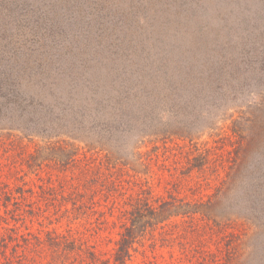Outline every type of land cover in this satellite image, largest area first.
I'll return each mask as SVG.
<instances>
[{
    "label": "rangeland",
    "instance_id": "rangeland-1",
    "mask_svg": "<svg viewBox=\"0 0 264 264\" xmlns=\"http://www.w3.org/2000/svg\"><path fill=\"white\" fill-rule=\"evenodd\" d=\"M1 81L0 184L37 192L25 199L37 213L47 208L42 187L83 192L107 177L123 194L105 231L23 207L21 217L5 213L13 207L0 198L1 264L13 250H25L24 264H91L82 242L113 263L124 202L143 188L200 214L137 239L128 264H264V0H0ZM119 89L140 99L133 118L154 119L166 135L133 140L115 163L49 132L68 107L82 114L90 98ZM69 153L75 165L60 160ZM51 231L77 237L73 251Z\"/></svg>",
    "mask_w": 264,
    "mask_h": 264
},
{
    "label": "trees",
    "instance_id": "trees-1",
    "mask_svg": "<svg viewBox=\"0 0 264 264\" xmlns=\"http://www.w3.org/2000/svg\"><path fill=\"white\" fill-rule=\"evenodd\" d=\"M1 83L7 86V81H1L0 88L3 87ZM116 91L115 93L111 91L106 94L100 102L93 101V97L90 98L82 114L78 113L72 107H68L66 111L62 112L61 117H56L54 120L48 122L49 132H55L57 137H65L74 142V144L82 145V148L86 149L87 152L101 155L106 162L115 163L123 162L125 160L123 155L130 156L133 154V140L138 138L141 139L143 136L157 137L166 135V133H162L156 129L154 119L150 117L133 118V116L127 112L128 109H131L140 101V99H137L135 96V94H137L135 90L133 91L134 94H129L128 97H120L119 92L121 90L119 89ZM154 94L155 92L152 91L151 93H147L146 97H144V100H148L146 102L147 105L150 102L154 104L153 102H155L154 100L156 98ZM14 103L16 102L14 101ZM159 125L161 126L162 124L159 123ZM75 155L74 153H69V155H64L60 158V160L64 165H75ZM97 182L100 183L99 187L102 188L98 191L90 187L92 186L91 183ZM69 185L59 184L56 187L59 190L58 195H52V193L56 194L54 192L55 188H40L43 195H40V201L46 205L47 208L42 210L41 207H39L41 209V211L39 209L37 210L39 213L29 209V207L34 204L33 202L28 203V201L25 200L28 199L30 195L37 193L35 191L33 192L31 188H25L24 186L12 190L8 185L0 184V198H3L13 207L10 211L5 210V213H13V215L16 213L21 217L24 212L23 209H26L25 213H33V216H37L38 220H40V217L43 219H52L56 222L63 219L72 223L83 220L89 226L95 223L99 231H105L110 225L107 216H112L111 210L116 201L115 195L119 194L123 197L115 181L108 180L107 177H103V179L100 178L99 181V177H97L96 180L84 183L83 192H79L75 184L70 183ZM46 192L49 193L48 196L50 198L48 200L45 199L43 194ZM100 194L103 196V201L100 200V197H102L99 196ZM51 198L54 199V203H50ZM55 202H57V204H55ZM7 203L2 206H7ZM103 203H105V205L111 203V207L108 208V205L103 206ZM124 205L127 206V208L122 212V217L118 218L120 225L117 227L120 230L117 235L120 238L115 241L116 251L113 257V263L108 261L98 262L99 259L97 255L91 251L94 246H90L85 242L80 244L79 249L81 251H88V258L92 261L91 264H95V262H98V264H128L131 258L130 252L137 239H143V236L146 234H152L155 230L163 227L165 223L170 222L172 218H183L200 214L198 209L191 210L193 204L189 203L184 198H180L174 194H168L167 197L155 196L151 193L149 188H143L135 197L127 198ZM200 207L201 205L198 204V208ZM105 209H107V211ZM1 219H3V216L0 213V220ZM111 225L115 226L116 223L113 222ZM26 236L27 235L22 236L23 239ZM47 236L50 241L52 240L57 244V238L60 237L65 243L63 247L64 251L68 249L73 251L76 247L77 237L69 238L68 235L59 236L55 231L48 232ZM34 238L38 239L36 236ZM2 247H4L3 257L7 259L5 254L7 253L8 244H1L0 248ZM81 247H84V249ZM15 248L16 246H14V249ZM1 253L2 252H0V255ZM12 254H18V256H15V259H12V261H5L4 264H24L28 263L27 261H23L25 258L28 260L30 259L25 250L22 253L13 250Z\"/></svg>",
    "mask_w": 264,
    "mask_h": 264
}]
</instances>
